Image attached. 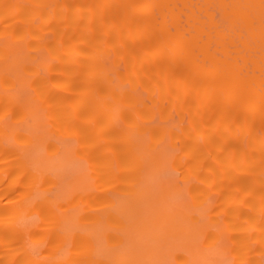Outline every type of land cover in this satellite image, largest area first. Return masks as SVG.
Listing matches in <instances>:
<instances>
[{
  "label": "bare ground",
  "instance_id": "6f19581e",
  "mask_svg": "<svg viewBox=\"0 0 264 264\" xmlns=\"http://www.w3.org/2000/svg\"><path fill=\"white\" fill-rule=\"evenodd\" d=\"M0 264H264V0H0Z\"/></svg>",
  "mask_w": 264,
  "mask_h": 264
}]
</instances>
